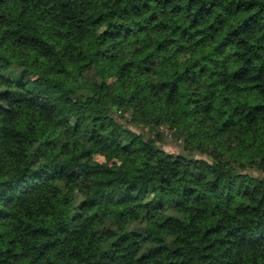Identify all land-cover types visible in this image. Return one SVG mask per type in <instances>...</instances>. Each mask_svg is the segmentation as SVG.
Segmentation results:
<instances>
[{"label":"clouds","instance_id":"obj_1","mask_svg":"<svg viewBox=\"0 0 264 264\" xmlns=\"http://www.w3.org/2000/svg\"><path fill=\"white\" fill-rule=\"evenodd\" d=\"M0 264H264V0H0Z\"/></svg>","mask_w":264,"mask_h":264}]
</instances>
